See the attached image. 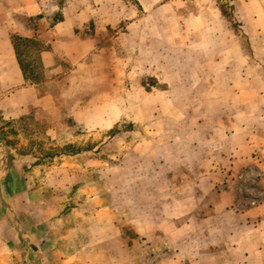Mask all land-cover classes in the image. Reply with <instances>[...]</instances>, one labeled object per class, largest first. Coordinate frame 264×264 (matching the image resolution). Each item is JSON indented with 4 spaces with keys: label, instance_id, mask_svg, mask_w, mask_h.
I'll use <instances>...</instances> for the list:
<instances>
[{
    "label": "rangeland",
    "instance_id": "obj_1",
    "mask_svg": "<svg viewBox=\"0 0 264 264\" xmlns=\"http://www.w3.org/2000/svg\"><path fill=\"white\" fill-rule=\"evenodd\" d=\"M100 1L114 28L87 31L97 40L75 48L91 53L68 88H52L55 107L0 120L2 133L48 196L63 198L62 234L110 208L122 236L86 259L239 264L213 251L219 240L197 218L214 212L217 191L233 194L238 213L264 202V0ZM227 129L256 144L257 161L239 147L235 162Z\"/></svg>",
    "mask_w": 264,
    "mask_h": 264
},
{
    "label": "crops",
    "instance_id": "obj_2",
    "mask_svg": "<svg viewBox=\"0 0 264 264\" xmlns=\"http://www.w3.org/2000/svg\"><path fill=\"white\" fill-rule=\"evenodd\" d=\"M103 7L100 0H0L1 121L19 120L31 110L55 107L52 88H68L67 78L75 62L90 52H77L75 48L95 44L96 36L88 39L87 31L93 28L98 36L99 30L114 28ZM54 15L59 19L52 21ZM26 47L36 50L31 52ZM223 133L225 145L236 150L235 162L242 159L237 155L239 147L251 151L250 160L255 162L256 144L251 145L249 138L237 130ZM22 157L0 129V264H9L10 260L13 264H114L107 256H102L103 263L85 256L110 251L122 236L110 208L99 211L95 207L91 220L84 221L81 229L62 234L61 227L70 214L66 205L62 206L63 198L49 197L45 179L36 178L31 167L20 164ZM208 203L222 210L220 213L213 206L214 212L197 218L204 226L201 235L219 240V249L213 251L235 252L239 264H259L264 258V202L238 213L232 209L237 206L233 194L217 191ZM84 224L91 229L86 240ZM67 237H75L69 255L63 254L59 245ZM206 257L204 254L203 260L192 264L204 263Z\"/></svg>",
    "mask_w": 264,
    "mask_h": 264
}]
</instances>
